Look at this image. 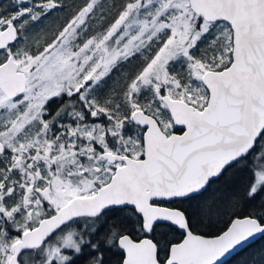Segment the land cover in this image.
<instances>
[{"label": "snow or ice", "instance_id": "snow-or-ice-1", "mask_svg": "<svg viewBox=\"0 0 264 264\" xmlns=\"http://www.w3.org/2000/svg\"><path fill=\"white\" fill-rule=\"evenodd\" d=\"M261 240L264 0L0 3V264H264Z\"/></svg>", "mask_w": 264, "mask_h": 264}, {"label": "trees", "instance_id": "trees-1", "mask_svg": "<svg viewBox=\"0 0 264 264\" xmlns=\"http://www.w3.org/2000/svg\"><path fill=\"white\" fill-rule=\"evenodd\" d=\"M4 0H2L0 3H3ZM244 185V180L240 175H234L231 178L225 177L222 179L217 185L214 187L220 188L221 190H227L229 188L231 189H242ZM208 230H215V229H208ZM260 245H264V240L257 242V247ZM240 257H234L230 258L229 264H239Z\"/></svg>", "mask_w": 264, "mask_h": 264}, {"label": "rangeland", "instance_id": "rangeland-1", "mask_svg": "<svg viewBox=\"0 0 264 264\" xmlns=\"http://www.w3.org/2000/svg\"><path fill=\"white\" fill-rule=\"evenodd\" d=\"M2 0H0V2H1Z\"/></svg>", "mask_w": 264, "mask_h": 264}]
</instances>
